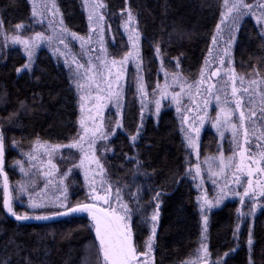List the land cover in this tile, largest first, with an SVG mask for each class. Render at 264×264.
Here are the masks:
<instances>
[{
  "label": "trees",
  "instance_id": "obj_1",
  "mask_svg": "<svg viewBox=\"0 0 264 264\" xmlns=\"http://www.w3.org/2000/svg\"><path fill=\"white\" fill-rule=\"evenodd\" d=\"M102 1L120 54L126 50L119 33L121 13L126 8L134 13L141 34L143 73L149 89L162 61L164 68L170 70L172 62L177 64L179 60L178 69L183 77L190 81L198 77L219 19L222 0ZM80 3L81 0H56L64 24L76 34H83L86 28ZM29 17L28 0H0V20L9 33L17 24L28 23ZM157 44L161 48L159 59L155 51ZM233 56L239 73L248 76L255 67L260 76H264V59H261L264 58V38L250 19H245L238 30ZM24 62L19 49L4 47L0 42V131L4 132L5 144L8 146L15 139L20 144L17 148L22 150L29 148L37 137L54 144L70 142L78 130V107L66 71L44 50L36 55L31 73L24 71L17 75L16 68L22 67ZM134 98L133 81H130L124 98V127L111 137L109 147L113 151L103 157L104 165L114 186H129L125 189L127 197L129 190L135 191L137 184L142 185V204H147L154 195L149 188L161 191L153 262L178 264L191 254L200 233L194 185L190 176L185 175L187 163L183 142L172 110L163 107L159 117L150 115L144 120L142 133L133 148L129 137L135 134L138 126ZM21 102L25 107H21ZM13 112L17 115L9 122L6 118ZM216 140L206 128L200 136L202 152H214ZM134 151L143 162L142 171L153 173L155 170L150 183L137 179L132 164L125 160V154L132 156ZM67 155L69 153L63 151L56 162H68ZM176 180L179 183L174 182ZM67 188L70 204L85 198L76 170L67 177ZM14 208L17 213L23 211L17 205ZM135 222L133 235L140 249L147 235L148 222ZM234 222L232 203H225L210 214L208 250L212 259L218 260L235 247L221 264H248L245 232L238 235L237 241L233 235ZM253 240L255 264H264L261 216L254 221ZM26 261L31 264H97V242L88 218L76 214L44 223H18L6 217L0 202V264H26Z\"/></svg>",
  "mask_w": 264,
  "mask_h": 264
},
{
  "label": "snow or ice",
  "instance_id": "obj_2",
  "mask_svg": "<svg viewBox=\"0 0 264 264\" xmlns=\"http://www.w3.org/2000/svg\"><path fill=\"white\" fill-rule=\"evenodd\" d=\"M30 3L32 4L31 14L34 20H37L41 24L47 21L48 27L46 31L36 32L32 36L24 37L19 32L23 26L17 24L15 26L18 30L17 33L10 34L4 28L3 21L0 20V35L4 37V46L7 47L9 42L12 45H20L27 57V62L22 67L16 68V73L20 75L24 70L31 73L37 50L42 45H46L57 60L63 58L64 67L68 72L69 85L75 90L78 97L77 103L81 116L78 120L79 128L76 136L68 144H49L47 141L42 142L37 137L32 142L30 150L22 154L27 156L29 164L33 168L38 167V164H44L43 157L46 156L48 158L46 163L50 170L45 172L44 175L53 177L54 173L58 172L57 166L52 163L53 156L61 148L68 150L75 149L80 153V159L79 163L73 167H78L83 171L85 186L88 189L86 194V201L88 202L79 200L75 204L68 202L65 179L69 176L72 169L64 172L58 180V184L62 189L61 196L55 198L48 196L36 198L28 191V186L24 183L19 184V187L15 189L17 195L13 196L10 193V186L4 172L6 165V144L4 132L0 131V176H4L3 208L16 221H48L58 217L87 213L97 242V264H142L139 259L142 255L146 258L143 264H150L149 258L151 257L156 237V222L158 221V209L160 207L158 201L161 191L149 188V192L154 191V195H152L151 200L147 204H142L143 187L137 184L135 191L129 190L127 192V195L131 198V202L135 205V207H131L129 202H126L124 198L125 189L129 188V186L127 184L124 186H114L108 175L106 166L101 162V158L97 156V151L100 150L98 142H104L103 152H112L113 149L109 148L107 143L110 137L116 134L117 130L124 127L122 122V110L125 106L124 86L121 84V81L124 79V66L129 61L136 65V92L141 101V124L137 126L135 134H131L129 137L133 148L136 147V142L142 133L143 113L148 107L145 101L148 99L149 93L146 90L144 76L141 74L142 57L139 43L141 34L135 27L136 17L131 9H127V20L124 22L123 27L128 34L129 51L120 60L114 58L109 60L107 49L103 46L102 27L99 29V43L101 45L99 54L93 56L96 53V49L91 47L93 43L92 34L95 33L94 26L104 20V16L100 14V10L105 5L100 0H84L85 9L88 11L90 30V34L87 37L78 36L75 32H70L60 17L56 0H39V2L38 0H30ZM220 8V22L216 24V31L212 37V46L209 47V55L205 58L204 65L200 69L199 79L189 83L188 79L183 77L180 72L169 73L164 70L162 61L160 70L164 71L165 83L164 85H160L159 82L157 83L156 88L151 93L153 100L149 101L150 103H154L155 115L157 117H159L161 111V102L169 98L176 105L177 113H182V111L185 113L182 124L187 125V129L185 130L182 127L181 131L187 148L192 149L197 156V163L187 167L185 175L192 176L194 168L195 175L192 176L193 180L200 178L201 184L203 183L202 165L199 161V138L201 127H203L205 120H211V117L208 115L207 105L213 97L219 110L212 121V127L223 137V129L230 126L233 143L239 148V152H234L233 156L227 158L221 152L218 158V170L217 166L213 163L216 159L215 157H206L203 162L207 166L208 178L212 180L213 185L219 191L213 200L208 199L206 195L197 198L202 218L200 247L196 250L197 256L195 259L185 260L182 264H208L207 257L209 256V252L207 240L209 218L206 214V209L210 210L218 207L230 196L239 197L242 206L251 201V207L247 212L242 211L240 208L236 209L239 222L236 225L237 231L233 235L238 241L237 233L240 229V223L243 222L245 217H252L254 219L257 209L264 208V201H260V198L264 197V180L254 179L256 176H264V145L261 144V141H264V128H258L256 121L252 119L257 116L255 97L259 96L261 101L259 119L264 120V90L256 91L254 88V86L264 84V79L246 80L243 75H239L231 67L232 61L230 58L232 45L237 39L236 33L246 17L251 16L254 18L258 26L264 25V2L248 3L247 0H223ZM258 12L259 14H257ZM49 16L53 17V19H48ZM225 31L228 32L229 39L226 41L227 47L224 50V55L220 56L217 49L220 42L224 39L223 34ZM69 35L72 40L79 41V54L73 53L69 47ZM260 36L264 37V27H261ZM60 45H63V48ZM155 51L159 59L161 57L159 44L155 45ZM216 57H219L221 66L226 63L227 58L229 67L224 71L228 79L223 82L222 87L209 83L205 89L202 85L205 84L206 78H208L206 74L210 71V64L215 62ZM179 67V60H177V68ZM220 72L221 69L218 68L216 71H211L210 75L219 76ZM250 75L260 77L261 74L254 67ZM237 80H239L240 85L247 84L248 87H237ZM228 81H231L233 85L231 98H229L227 93ZM175 86H179V92L174 90L169 91V89H174ZM205 91L208 93L207 97L204 96ZM221 92L223 96H221ZM240 92L248 95L247 103L251 107L246 106L242 95L238 96ZM184 96L188 97L190 105H195V108L190 105H184ZM201 100L204 105L203 109H201ZM232 103L235 104V109L230 107ZM110 105L117 110L114 120L105 115V109L109 108ZM21 107H25L23 102H21ZM201 112L203 114H200ZM235 112H239V125L232 123ZM186 113H194L195 120L189 123L190 117ZM16 115V112L10 113L6 119L12 122ZM197 121L199 122L198 124L196 123ZM239 129L244 130L245 139L243 145L238 140L240 135ZM257 132H259V135H257ZM250 134L256 138L257 151L246 155V153H250L251 149ZM244 145H248V147ZM12 146L19 147L20 144L13 139ZM113 155H115L114 152ZM237 155L239 156L238 162L235 159ZM125 160L128 162L134 160L136 173L141 176L149 177L155 174V170H153V173L142 171L143 162L136 156L125 154ZM13 164L20 165L21 172L25 171L20 160H14ZM229 172L233 177L231 181L227 179V173ZM222 176L225 179V183L221 186L219 179ZM245 176L247 177V186H244L242 180V177ZM174 182L179 183V180ZM48 183L53 184V179H49ZM232 183L243 187V193L230 187ZM197 187L199 188L200 185L198 184ZM21 194L28 197L27 210L24 213H17L13 207V200L19 199ZM151 201H157V211L149 218L144 213L146 207L151 205ZM38 209L41 210L39 214L36 212ZM137 214L141 215L144 223H147L149 219L152 222L151 235L145 242L146 251L144 253L138 252L133 241V230L136 226L134 217ZM247 244L249 248L248 264H255L252 257L254 244L252 225L248 228ZM237 246L239 245L237 244ZM17 249L19 250V246H17ZM232 251H235V249H232ZM227 255L228 253H224V256ZM222 260L223 258L218 259L215 264H221ZM26 264H31V262L26 261Z\"/></svg>",
  "mask_w": 264,
  "mask_h": 264
},
{
  "label": "rangeland",
  "instance_id": "obj_3",
  "mask_svg": "<svg viewBox=\"0 0 264 264\" xmlns=\"http://www.w3.org/2000/svg\"><path fill=\"white\" fill-rule=\"evenodd\" d=\"M38 2H39V0H38ZM100 2L103 3L102 0H100ZM222 2H223V0H222ZM247 2L248 3H260V2H264V0H247ZM28 3H29V8H30L29 22L26 23V24H21L23 27H22L21 30H19L20 34L22 36H24V37L32 36L36 32L46 31L47 27H48L47 26V21H44L41 24L37 20H34V18L32 17V14H31L32 13V4L30 3V0H28ZM80 7H81V11H82L83 17L85 19L86 28H85V31H84L83 34H77V35L78 36H82V37H87L90 34V30H89V21H88V11L85 9L84 0H81ZM127 9L128 8H126V9H124L122 11V13H121L122 14L121 15V21H120V24H119V33H120V35H121V37L123 39V42H124L126 50L123 53H121V54L119 53L120 50H118V48H117L116 41H115L113 33H112L113 32L112 31V24L110 23V21L107 20L106 8L104 7L103 9L100 10V14L104 16V20L102 22H98L94 26L95 27V33L92 34L93 43H92L91 47H94L96 49V53H94L93 56H95L96 54H99V50H100V47H101V45L99 43V39H100L99 29L101 27L103 28V46L107 49V53L109 54V56H108L109 60H111L113 58L116 59V60H120V59L123 58L124 54L129 51L130 45H129V41H128V34L126 33V31H125V29L123 27L124 22L127 20ZM220 12H221V9H220ZM257 14H259V12ZM60 17H61V14H60ZM220 18L221 17L219 15V19H218L217 23L220 22ZM48 19H53V17L49 16ZM245 19H250L258 27L259 31H261V27H264V25L258 26L256 20L254 18H252L251 16H248ZM135 27L138 29L137 21L135 23ZM17 31L18 30L14 27V30L12 32H10V34H16ZM215 31H216V26H215V28L213 30V33H212V36H211V39H210V43H209V47L212 46V37L215 34ZM237 35H238V31L236 33V37H237ZM223 36H224V39L220 42L219 47L217 49V51H218L220 56L224 55V50L227 47L226 41L229 39L228 32L225 31ZM0 42L4 45L5 42H4L3 35H0ZM140 42H141V39H140ZM68 43H69V47L72 49L73 53H76V54L80 53V43H79V41L72 40L71 36L69 35ZM235 43H236V41L233 43L232 48H231V57H230L231 61H232L231 67H233L235 69V71L239 75H243L246 80H248V79H264V76L263 77L262 76L255 77V76H251V75L247 76V75L239 73L236 70L235 64H234L235 63L234 62V56H233ZM7 46L19 49L20 53L22 54V56H23V58L25 60L24 63L27 62V57H26V55H25V53L23 51V48L20 45H12L9 42ZM60 47L63 48V45H60ZM112 47L114 48V51L110 50V48L112 49ZM209 47H208V50H207V52L205 54V58L208 57V55H209ZM42 50L46 51L51 56L52 60L55 63L61 65L64 68V70L66 71L67 77H68L67 69L64 67L63 58H60L59 60H57V58H55L52 55V52L48 49V47L46 45H42L37 50L36 55L38 54L39 51H42ZM140 53H141V50H140ZM35 58H36V56H35ZM35 58H34V60H35ZM205 58L203 60L202 66L204 65ZM141 66H142V73L141 74L144 76L142 61H141ZM171 66L172 67H171L170 70H168L166 68H164V70L168 71L169 73L180 72L179 69L177 68V64H176L175 61L172 62ZM228 67H229V65L227 63V58H226V63L223 66H221V64L219 62V57H216L215 62L210 64V71L206 74V77H208V78H206L205 84L202 85V87L206 89L209 83L216 84L217 87H222L223 86V82L227 81V79H228V77H227V75H225V71H224ZM124 68H125L124 79L121 81V84H123V86H124V98H125V91L128 88V85L130 84V81H133L134 95H135L134 99H135L136 106L138 108V125H140L141 124V101H140L139 95L136 92V84H135L136 65H135V63L129 61L124 66ZM218 68L221 69L220 75L219 76H211L210 72L211 71H216ZM160 69H161V62L158 65L157 75L155 77V81H154L151 89H149L147 87V85H146V90L149 93V96H148V99L145 101V103L148 104V107L144 110V113H143V123H144V120L150 115H152L154 118L157 117L155 115V105H154V103H150L149 101L153 100V97L151 96V93H152L153 89L156 88L157 83L159 82L160 85H164V83H165L164 71H161ZM24 71H27V70H24ZM199 77H200V70H199L198 77L195 80H192V81L188 80V82L191 83L193 81H196V80L199 79ZM144 82L146 84L145 78H144ZM232 86H233L232 82L228 81L227 93H228L229 98H231ZM236 86L240 87V88L248 87L247 84L240 85L239 80L236 81ZM254 88H255L256 91L264 90V84H259L257 86H254ZM172 90L179 92L180 88H179V86H175L174 89H169V91H172ZM74 92H75V90H74ZM220 94H221V96H223L222 92ZM75 95H76V93H75ZM207 95H208V93H207V91H205L204 92V96L207 97ZM239 95L243 96V101L246 104V106L247 107H251V105H249L247 103L248 102V95L247 94H243L242 92L238 93V96ZM76 99L78 101L77 95H76ZM183 103H184V105H190V101H189L187 96H184ZM161 104H162L161 109L163 107L169 108L170 110H172L173 115H174V117L176 119L177 126H178V131H179V134H180V137L182 139L183 146H184L185 160H186V163H187V167H189L190 165H195L197 163V156H196L195 152L192 149H188L187 148L186 143H185L184 138H183V133L181 131L182 127H184L185 130L187 129V125L182 124L183 115L185 113H183V111H182V113H177L176 112V105L171 102L170 98L167 99V100H163L161 102ZM200 104H201V109H203L204 105H203V101L202 100L200 101ZM260 104H261L260 97L256 96L255 97V105H256V110H257V116L253 117L252 119L256 121V125H257L258 128H264V120L259 119V115H260L259 107H260ZM190 106L195 108V105H190ZM77 107H78V120H79V118L81 116V113H80V110H79L78 103H77ZM230 107L235 109V104L232 103L230 105ZM218 110L219 109L216 107L215 98L213 97L212 100L210 101V103L207 105L208 115H209V117H211V120H208V119L205 120V123H204L203 127H201L200 136H201V133L206 128H209L212 131L214 137L217 139L216 140L217 147H216L215 151L212 152V153H203L202 150H201V146L199 144V146H200L199 161H200V163L202 165L203 183L201 184L200 178H197L196 180H193L192 176L195 175V169L194 168H193L192 176H190V178L192 179V182H193V185H194V191H195V194H196L195 195V206H196V212H197L198 219H199L200 233H199V238H198V241L196 243L195 248L193 249L191 254L185 260L195 259L196 258V256H197V251L196 250L199 249L200 242H201L202 218H201V212H200V207H199V203H198L197 198L200 197V196L206 195L208 199L213 200L214 197L216 196L217 192L219 191V189L215 185H213L212 180L210 178H208L207 166L203 163L204 160H205L206 157H215L216 159H215V161H213V163L217 166V170H218V165H219V159L218 158H219L221 152L223 153L225 158H227L229 156H233L234 152H239V148L236 146V144L233 143L232 129H231L230 126L223 129V131H224L223 137H221L220 134L217 132V130L212 127V121L215 119L216 113H217ZM116 111H117L116 108H114V107H112L110 105L109 108L105 109V115L107 117H109V118L114 120L116 118V116H115ZM122 112H123V110H122ZM186 114L189 115V117H190L189 123H191L193 120H195V114L194 113H186ZM200 114H203V112H201ZM196 123L198 124L199 122L197 121ZM232 123H235V124L239 125V112H235L234 113V118H233ZM78 128H79V123H78ZM120 130L121 129L117 130V132L120 131ZM239 132H240V135H239L238 140H239V143L242 144L243 134L241 132V129H239ZM250 133H251V128H250ZM257 135H259V132H257ZM110 139H111V137H110ZM249 139H250V143H251V149H250V153L249 154L255 153L257 151L256 138H255V136H252L250 134ZM48 143L49 144H54V143H50V142H48ZM68 143H65V144H68ZM199 143H200V138H199ZM98 144L100 146V150L97 151V156L101 158V162L104 164L103 157L106 154H110L111 152H107V153L103 152V147H104V142L103 141L98 142ZM261 144L264 145V141H261ZM107 146L109 147V142L107 143ZM245 147H246V145H245ZM247 147H248V145H247ZM30 148H31V146L29 148L20 150L17 147H13L12 143L10 145L6 146V153H5L6 165H5V169L7 171L6 173H7V177H8V181H9L10 192H11V194L13 196L17 195L15 189H17L19 187V184H21V183L26 184L28 186V191L36 198L45 197V196L55 198L57 196H61L62 189H61V187L58 184V180L63 175L64 172H67L69 169H72V170H76L78 172L80 180H81V183L83 185V189H84V192H85V198H83L82 201L88 202V201H86V194H87L88 189L85 186V180H84L83 171L80 168H78V167H73L74 165L79 163V159H80V153L79 152H77L75 149L68 150V149L61 148L52 158V163L57 166L58 172L54 173L53 177H47V176L44 175V173L50 170L49 166L46 163L48 158L46 156H44L43 157V159L45 161L44 164H42V165L38 164V167H36V168L31 167L30 164H29L27 156L22 154L24 152H28L30 150ZM63 151H67L69 153V155H67V156L70 157V160L68 162L64 163V164H59L58 162H56L57 161V157ZM132 156H136L137 157V154L135 153V151H134ZM235 159L238 162L239 161V156L237 155L235 157ZM14 160H20L21 161V163L23 165V168L25 169L24 172H21L20 165H14L13 164ZM130 163L133 166L135 177L137 179L140 178L143 181H145L147 183H150V179H151L150 176L149 177H144V176H141V175L137 174L136 173V169L134 167L135 161L133 160ZM25 173H27V174H25ZM49 179H53L54 183L53 184H49L48 183ZM227 179L229 181H231L233 179L232 174L230 172L227 173ZM242 180H243L244 186H246L247 177L246 176L242 177ZM219 183L221 184V186L225 183V179H224L223 176L219 179ZM198 184L200 185L199 188L197 187ZM65 186L67 187V178L65 179ZM230 187L235 188L236 190H238L241 193H243V191H244L243 187H239V186L235 185L234 183L230 184ZM0 191H1V183H0ZM67 195H68V201H69L68 188H67ZM128 197L124 194L125 201L129 202L131 207H135V205L131 202V198H128ZM245 199L247 200V198H245ZM27 203H28V197L26 195H22L21 194L19 199H14L13 200V207H15V205H17V207H19V208H21V210H23V211H21L19 213H24L27 210ZM156 203H157V201H151V205L147 209H145V213L144 214L147 217L150 218V216L155 211H157ZM225 203H232L235 206V222H234L233 230H234V232H236L237 231L236 225L239 222L238 219H237L238 213H237L236 209L240 208L242 211L247 212L250 209V207H251V201H249L245 206H242L240 204L239 197L230 196L227 199H225L218 207H214V208H212L210 210L206 209V214L208 215V218H209L208 219V226H209V221H210V214L214 210L220 208ZM14 210H15V208H14ZM260 210H262V208H258L257 209V213H256V216H255L254 219L252 217H245L243 222L240 223V229H239L237 235L242 233V231L244 230L245 237H246V242L248 240V228H249L250 225L253 226L254 221L257 219V215L260 212ZM44 211H47V210H44ZM158 211H159V209H158ZM36 212H37V214H39L41 212V210L38 209V210H36ZM81 215H85L88 218L87 213H81ZM134 220H137L140 223L143 222L142 217L139 214H137L134 217ZM88 221H89V224H90V227H91V221L89 220V218H88ZM151 227H152V222L149 219L148 220V225H147V228H148L147 229L148 230L147 231V235H146V237H145V239H144V241L142 243V247L138 250V252H140V253H144L146 251L145 242L149 238V236L151 235ZM92 232H93L94 237H95V232H94L93 229H92ZM234 238L236 239V237H234ZM207 244H208V240H207ZM246 246L248 247V244ZM233 249H235V247ZM248 250H249V248H248ZM208 252H209V250H208ZM232 252L233 251L230 250L227 253L230 254ZM224 257L225 256L223 255L222 258L224 259ZM152 258H153V253H151V257L149 258L150 264H154ZM139 259L141 260V262L143 264V261H145L146 258H145V256L142 255V256L139 257ZM185 260H183V261H185ZM207 260H208V264H215V262L217 261L216 259H212V257L210 256V253H209V256L207 257ZM182 262H180L178 264H182Z\"/></svg>",
  "mask_w": 264,
  "mask_h": 264
},
{
  "label": "water",
  "instance_id": "obj_4",
  "mask_svg": "<svg viewBox=\"0 0 264 264\" xmlns=\"http://www.w3.org/2000/svg\"><path fill=\"white\" fill-rule=\"evenodd\" d=\"M5 175L7 176L6 172H5ZM7 179H8V177H7ZM0 183H1V191H2L1 207H2V210H3L4 214L6 215V217L9 218L10 220L18 222V223H44V222H49V221L65 218V217H58L56 219H52V220H48V221H37V220L16 221L15 218L10 216L3 208V183H4V176H0ZM8 183H9V181H8Z\"/></svg>",
  "mask_w": 264,
  "mask_h": 264
},
{
  "label": "flooded vegetation",
  "instance_id": "obj_5",
  "mask_svg": "<svg viewBox=\"0 0 264 264\" xmlns=\"http://www.w3.org/2000/svg\"><path fill=\"white\" fill-rule=\"evenodd\" d=\"M241 132H242V134H243V141H242V145H243V144H244V139H245V137H244V130L241 129ZM6 146H7V145H6ZM244 146H245V145H244ZM246 147H247V145H246ZM247 154H249V153H246V155H247ZM4 171L7 172L6 169H4ZM6 174H7V173H6ZM254 179L264 180V176H256V177H254ZM246 186H247V180H246ZM10 193H11V192H10ZM1 200H2V191H0V202H1ZM260 201H264V197H261V198H260ZM260 216L263 218V222H264V208H262V210H260V212H259L258 215H257V218L260 217ZM133 241H134V243H135L137 249L139 250V247L137 246V244H136V242H135L134 235H133Z\"/></svg>",
  "mask_w": 264,
  "mask_h": 264
}]
</instances>
